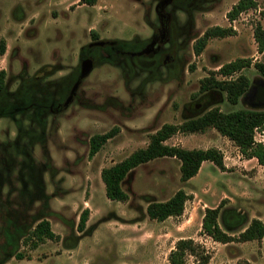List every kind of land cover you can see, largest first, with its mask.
<instances>
[{"label": "rangeland", "instance_id": "374dc122", "mask_svg": "<svg viewBox=\"0 0 264 264\" xmlns=\"http://www.w3.org/2000/svg\"><path fill=\"white\" fill-rule=\"evenodd\" d=\"M161 1L0 0V264H170L168 253L180 238L202 245L208 264H264V237L223 244L199 234L202 208L222 200V229L228 209L241 213L243 227L253 218L264 222V165L246 161L214 128L177 132L165 143L218 148L228 165L223 173L206 162L182 181L180 161L160 157L128 172L121 183L126 201L105 195L101 170L145 147L163 124H180L214 106L223 112L255 108L246 94L233 105L225 94L198 93L200 80L221 64L250 59L249 67L215 77L243 74L250 85L264 82L254 66L264 63V52L253 37L264 18L254 9L238 15L233 35L209 39L200 54L193 49L206 29L231 27L226 13L238 0H169L164 11L173 28L160 49L174 45L175 61H157L156 45L143 54L155 36ZM255 1L264 9V0ZM95 40L112 46H90ZM85 54L93 67L79 78ZM113 128L116 134L90 157V137ZM179 188L190 195L183 214L149 219L148 197L165 200ZM44 219L57 238L34 246L31 231ZM229 231L237 235L240 228ZM185 264L198 262L188 256Z\"/></svg>", "mask_w": 264, "mask_h": 264}, {"label": "trees", "instance_id": "16d2710c", "mask_svg": "<svg viewBox=\"0 0 264 264\" xmlns=\"http://www.w3.org/2000/svg\"><path fill=\"white\" fill-rule=\"evenodd\" d=\"M96 0H81L82 3L93 5ZM255 0H238L226 13L228 20L232 21L238 15L249 9H257ZM264 18V9L260 12ZM232 27L213 26L205 30L203 35L193 44L195 54H200L208 40L214 37H226L233 35ZM94 39H97L95 31H92ZM253 37L259 53L264 52V28L256 23L253 29ZM5 50L4 43H0V53ZM251 64L250 59L236 58L221 64L217 71H212L209 76L200 80L198 93L200 94H225L230 104H237L239 98L245 95L250 88L248 78L240 74L235 79H217L215 75L229 77L233 73L241 71ZM255 68L264 77V63H255ZM5 71L0 70V89L3 87ZM207 128H214L219 134L227 137L245 158H256L260 165H264V142L255 140L256 131L264 133V108H240L230 112H223L219 107H211L197 116L190 117L180 124H163L156 132L149 136V142L145 147H140L131 152L124 159L104 167L101 170V179L104 183L105 195L110 200L126 201L127 193L122 189L121 183L129 171L150 160L160 157H174L180 161V179L188 181L200 170L202 162L210 161L221 171H225L224 157L216 147L208 148H184L179 145H169L165 141L177 132L197 133L204 132ZM117 128L104 133H97L90 137L89 156L95 155L100 148L112 138ZM190 195L182 188L177 189L167 200H156L148 197L146 214L149 219L164 221L169 217L181 216L185 209V203ZM225 200L215 207H206L201 220L199 234L206 235L220 243L246 242L261 240L264 237V222L253 218L248 225L243 227V218L239 211L228 209L222 215V222L226 230L222 229L219 222L220 210ZM89 210L85 209L80 215L78 227H85ZM240 228L237 235L232 231ZM35 239L34 246L45 239H55L57 235L50 229L48 220L39 221L31 231ZM188 256L197 259L198 264H208L209 253L202 245L192 238L178 239L174 247L168 253L170 264H185Z\"/></svg>", "mask_w": 264, "mask_h": 264}, {"label": "water", "instance_id": "95a60500", "mask_svg": "<svg viewBox=\"0 0 264 264\" xmlns=\"http://www.w3.org/2000/svg\"><path fill=\"white\" fill-rule=\"evenodd\" d=\"M169 0H162L156 7V12L159 16L160 20V31L161 34L164 35L167 33V22H168V14L164 11L165 6L167 5ZM106 43V41L103 40H97L92 43H90V46L92 45H103ZM155 44V41H153L150 44V47H152ZM93 67V61L91 58H85L81 61V67H80V75L79 78H82L89 74ZM78 85V81L73 85L72 92L76 89ZM73 93H71L67 100L65 101V105L70 102L72 99ZM247 100L252 105V107H258V108H264V82H260L259 84L254 82L251 84L250 88L248 89L246 93Z\"/></svg>", "mask_w": 264, "mask_h": 264}, {"label": "flooded vegetation", "instance_id": "af4514ba", "mask_svg": "<svg viewBox=\"0 0 264 264\" xmlns=\"http://www.w3.org/2000/svg\"><path fill=\"white\" fill-rule=\"evenodd\" d=\"M168 17L169 18H168V22H167V33L164 35V38H163V35L161 34V31H160V20H159L158 14H157L158 27L155 28V30H154L155 36L151 39L150 43H148L145 46V48L143 49V54H147V52L149 53L150 51H153L154 48H156V47H154V45H156L157 46V49L160 50L159 51V54H158L157 61H159L163 65H167L169 63H174V61H175V51H176V48H175L174 45L171 47V49H169V51L168 50H165V49H160V47L162 45H164L165 43H168V38L170 36V33H172L171 29L173 28V24L170 22L171 19H170V16L169 15H168ZM95 41H97V40H95ZM153 41H155V44L152 47H150V44ZM92 46L110 47V46H112V42L111 41H106V43H104L103 45H92ZM84 56L86 58V56H88V55L85 54ZM195 106L193 105V107H195Z\"/></svg>", "mask_w": 264, "mask_h": 264}, {"label": "crops", "instance_id": "0c3cea01", "mask_svg": "<svg viewBox=\"0 0 264 264\" xmlns=\"http://www.w3.org/2000/svg\"><path fill=\"white\" fill-rule=\"evenodd\" d=\"M216 146V145H215ZM237 149H238V147L237 146H235ZM239 151V150H238ZM224 158H226L225 156H224ZM243 158H245V157H243ZM246 161H250V160H256L257 161V159L256 158H246L245 159ZM206 162H209L210 163V167H212V169L213 170H217L218 168L213 164V163H211L210 161H204V162H202V165H201V167H200V170H199V172L202 170V168H203V166H204V164L206 163ZM225 165H226V167L228 166L226 163H225ZM220 170V169H219ZM198 172V173H199ZM221 173H223V171H220ZM173 195V194H172ZM171 195V196H172ZM226 195V194H225ZM170 196V197H171ZM169 197V198H170ZM168 199V198H167ZM167 199H165V200H167ZM206 205V204H205ZM207 207H215V206H209V205H206ZM202 210H203V213H202V215H201V220H202V216H203V214H204V210H205V208H202ZM153 221V220H152ZM200 225H201V223H200ZM245 227V226H244ZM200 229H201V226L199 227V232H200ZM246 242H255L254 240H252V241H246ZM243 243V242H242ZM224 244H227V243H224ZM174 247V246H173ZM173 247H171L170 248V250L173 248Z\"/></svg>", "mask_w": 264, "mask_h": 264}, {"label": "built area", "instance_id": "2783aa9c", "mask_svg": "<svg viewBox=\"0 0 264 264\" xmlns=\"http://www.w3.org/2000/svg\"><path fill=\"white\" fill-rule=\"evenodd\" d=\"M254 10H255V11H258L259 13L261 12V9H260V8H257V9H254ZM243 13H245V11L241 12L240 14L242 15ZM260 16H261V14H260ZM237 19H238V18L232 20L231 23H230V26H231L233 29H236V28H237V27H236ZM256 133H258L259 136H262V139H257V138H256V135H255V140L264 142V133H261V132H258V131H256ZM239 152H240V151H239ZM240 154H241V153H240ZM240 156H242V154H241Z\"/></svg>", "mask_w": 264, "mask_h": 264}]
</instances>
